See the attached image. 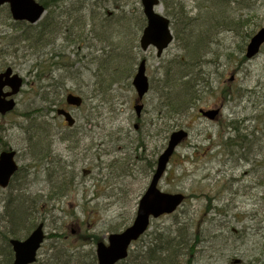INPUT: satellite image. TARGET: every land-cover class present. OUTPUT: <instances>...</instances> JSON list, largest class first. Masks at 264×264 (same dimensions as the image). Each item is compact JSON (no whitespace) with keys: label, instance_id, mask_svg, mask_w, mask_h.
<instances>
[{"label":"rangeland","instance_id":"obj_1","mask_svg":"<svg viewBox=\"0 0 264 264\" xmlns=\"http://www.w3.org/2000/svg\"><path fill=\"white\" fill-rule=\"evenodd\" d=\"M40 1L49 7L36 24L8 19L9 5L0 7V72L11 66L24 79L15 109L0 114V137L17 151L20 165L10 187H0V218L11 209L8 198H26L30 216L44 223L48 238L36 264L46 261L53 244V252L65 257H96L98 241L132 223L151 182L148 163L136 158L137 143L144 139V155L157 162L171 132L182 128L190 136L172 156L160 188L186 194L185 203L175 213L153 218L131 250L146 248L155 236L177 234L194 245L188 264H264V46L253 58L245 55L254 33L264 27V0H225L226 10L214 0H161L159 9L172 19L175 37L161 57L154 47L144 52L137 46L146 21L141 0H67L60 6L61 0ZM182 6L190 17L199 15L203 24L213 26L204 35L208 52L200 51L201 65L194 57L193 66L175 72L195 71L199 83L192 107L173 114L164 107L167 91L162 86L169 62L185 53L183 38L189 32L185 37L181 15H176ZM231 17L243 19L244 27L228 26ZM49 18L53 23L47 30L56 29L45 30L48 34L37 40ZM93 24L100 37L114 40L116 51L99 50L101 43L92 39ZM109 54L112 66L126 63L111 89L105 68ZM188 57L184 59L191 61ZM142 58L151 88L137 117L132 79ZM68 91L83 97L80 107L66 104ZM225 91L231 92L229 100ZM57 102L75 110L72 128L62 125L51 107ZM202 108H220V113L209 119L200 114ZM236 125L245 139L237 147L226 144L229 137L236 138ZM43 147L52 155L41 162L36 157ZM120 159L125 162L117 166ZM64 171L67 179L75 176L76 184L50 201L48 193ZM3 224L0 219V228Z\"/></svg>","mask_w":264,"mask_h":264},{"label":"water","instance_id":"obj_2","mask_svg":"<svg viewBox=\"0 0 264 264\" xmlns=\"http://www.w3.org/2000/svg\"><path fill=\"white\" fill-rule=\"evenodd\" d=\"M4 3L9 4L13 18L20 21L27 20L31 23H36L46 12L45 6L38 0H0V6ZM159 3L160 0H141L144 14L147 17V24L140 37V46L144 51L150 46H154L157 49L158 56H161L167 46L174 40V37L170 27V18L164 16L156 9ZM263 45L264 27L257 31L248 43L246 55L250 58L254 57ZM146 66L147 60H141L132 81L136 92L139 94V99H142L150 88ZM22 84L23 77L17 72L14 73L13 67L9 66L5 71L0 72V113L6 114L15 108L16 99L13 96L21 90ZM6 86L11 88V90H5ZM67 100L70 104L80 105L82 103V97L74 94H69ZM141 108L142 104H137L136 109L138 114H140ZM58 112L65 114L69 124L72 125L75 121L66 110L61 108ZM200 112L209 119H214L220 113V109H203ZM170 135L167 147L159 156L157 169L151 178V183L139 200L137 214L132 225L121 232L110 233L107 242L101 240L97 244L96 254L98 264H115L126 258L132 242L143 236V233L149 229L153 218L174 213L185 201L183 193L176 192L173 194L161 190L158 186L163 174L167 170L173 153L179 147V144L189 136L188 131L184 128L174 130ZM16 155L17 153L14 149L2 150L0 152V186L3 188L9 187L14 174L20 168L16 161ZM43 226V223H41L34 233L24 241L16 238L11 240V245L15 252L14 264H30L35 262L38 248L45 239Z\"/></svg>","mask_w":264,"mask_h":264},{"label":"trees","instance_id":"obj_3","mask_svg":"<svg viewBox=\"0 0 264 264\" xmlns=\"http://www.w3.org/2000/svg\"><path fill=\"white\" fill-rule=\"evenodd\" d=\"M61 1L63 3L58 2V3H60L59 6L66 3L67 0H61ZM214 1L217 3L218 6H221L222 8L224 7L223 9L226 10L225 5L227 3L225 0H214ZM43 3L45 4L46 8L49 7V4L45 3L44 1H43ZM57 4H55V5L57 6ZM184 9H185L184 6L180 7V9L177 11L176 15H181V17H178V18L180 20V26H181V29L183 31V34H185L184 36L186 37L187 33L189 32L188 33V39H187V37H186V39L183 38V41L187 40V43L185 46V53L182 56L180 55L179 58H177L178 60H171L169 62L170 67L173 64L175 66V68L173 69V67H172V69H171L169 67L166 69L165 76L163 78L164 79V85L162 86V89L167 91L166 92L167 98H166V102H164V107H165V109H167V111H169V113H173V114H181V112L188 110L189 108L192 107L193 102H191V100L195 99L194 95H195V92L197 91V86L199 83V82H197V77L195 79V71L188 72L185 70L184 73H179V75H176L175 72L176 73H177V71L179 72V70L183 69L184 66H187V68H190L191 66H193L194 62H195V60H193L194 57L196 59L199 57V66L201 65L202 58H200V56H199L200 51L202 50L201 54H203L204 52L205 53L208 52V47H207V49L205 47V43H207V41H205L204 35L206 33H208V29H210V27L213 26L211 24L210 25H207L206 23L203 24L204 21L202 19L200 20L199 15L196 17H190L189 15H187V12ZM7 12H8L7 13L8 16H9L8 19H13L11 12H9V9ZM183 16H185L186 18H184ZM214 16H216V15H214ZM82 17L83 16H81L79 19L75 18L74 20L79 21L80 19H82ZM125 17H126V15H125ZM143 17H144V15H143ZM71 18H72V15H69L67 20L70 21ZM144 19L146 20V17H144ZM195 19H196V21H195ZM52 20L53 19L49 18L46 20V22L41 24L42 25V33L38 34L39 36H38L37 40L43 39L45 37V35L48 34L47 31L48 32H54V30L56 29L55 26L53 29L47 30V29H49L48 26H50L53 23ZM91 20H93V22H94V19H91ZM183 20H184V24H183ZM143 22H144V20H143ZM243 22H244L243 19L235 20V19H232V17H231V19H229V18L227 19L226 24L230 27L238 29L239 27H241V28L244 27L242 25V24H244ZM145 23H146V21H145ZM175 24H177L176 20H174V25ZM85 25H87V24H85ZM186 25H188L190 27L187 28ZM140 27H142V29H143L144 24L143 25L141 24ZM184 27L186 28V31L183 30ZM31 28H33V26H31L30 29ZM96 28H97L96 24H93V27L91 29V33H92V39L96 38L97 41L100 42L102 45L99 50L104 51V52H107V50L116 51L117 50L116 48H118V47L116 46L114 40L110 41L109 37H107L105 35L100 37L98 30H96ZM45 30H47V31H45ZM59 30H60V27H59ZM192 33H194V36H193V38L190 39L189 35ZM180 34H181V31H180ZM123 36H125V34L122 35V37ZM30 37H33V36H28L27 39H30ZM176 37L179 38L178 33H176ZM84 38L91 41V38L89 35L85 36ZM83 39H82V41H83ZM136 39L138 40L137 46H139V37L137 36ZM210 40H211V38L209 37L208 42ZM78 42H81V40L79 39ZM108 42H110V43H108ZM48 43H50V41ZM189 55L191 57H188ZM52 56H55V54H53ZM186 57L192 58V60L190 61V59H184ZM115 58H117V56L113 57V59H115ZM106 60H107V62H110L106 65L107 67H105V68L107 69V72L109 73V76H108L109 86H108V88L111 89L113 87V85L115 84V82L118 81L117 75L119 76L120 74L123 73V72H121L122 70H119V69L124 68V65L126 63L123 65L121 64V66H119L118 64H114V66H112L111 65L112 55H110V57L107 56ZM183 60H186V62H184ZM60 67H64V65L59 64L58 68H60ZM111 68H114V69L110 70ZM37 76L39 77V79L43 78V76H41L40 74H38ZM228 92L231 93L230 91H228ZM228 92L225 91L226 94L224 96L227 100H229V98H228L229 93ZM54 105H56V107L61 106V102L54 103ZM51 107L56 108L53 105ZM40 129H39L40 131H42V132L44 131V130H42L43 127H40ZM234 130L236 132V138L233 139L232 137H229L228 142H226V144H228L230 146L235 145L237 147V146H240V144H242L240 142H242L245 139H244V135H242V133L239 131V128L237 127V125L234 127ZM0 142H2V146H0V150L8 148L7 142H3L2 136L0 137ZM36 147H37V145H36ZM135 148H136V158L138 157V159L146 161L148 163L147 168L150 169V173L153 172L155 170L154 167H155L156 161H153V160L150 161L149 158H147L144 155V151L148 148L147 142L144 139H140L139 142L137 143V145L135 146ZM85 149L88 150L89 147H87ZM37 152L39 154V158L36 157V159H39L41 162L52 155L51 149L48 150V148H46V147L40 148L39 151H37ZM40 155H41V157H40ZM124 162L125 161H122L120 159V160H118L116 165L120 166V164L122 165V164H124ZM57 176H58L57 177L58 179L56 178L55 184L56 185L58 184V186H56V188H54L53 190H50L48 193V198L50 201L55 200V198H58L60 196L65 195L64 193L69 191L70 188L72 186L74 187V185L76 184L74 182L75 176H72L69 179H67L68 173L65 171H64V173H61V176L63 177V179L59 178V175H57ZM54 177H56V176H54ZM54 177L51 179V181L54 179ZM18 198H20V199H18ZM18 198L13 197V196L8 198L6 207L9 208L11 206V209H8V212L7 213L5 212V214H3L4 218H2V217L0 218V219H2V221L5 220V224H3L0 228V264H14V262H13L14 251L12 250V247L10 246L9 238L12 237L13 235L21 234L23 232V230L29 231L35 222V218L30 216L31 213L25 204L26 198H23V197H18ZM40 205H41V203H40ZM40 205H38V206H40ZM27 219H30L31 221L29 222V220H27ZM118 230L119 229H114L113 231H118ZM60 237H62V236L60 235ZM189 239L190 238H187V237L186 238H178L177 234L173 238H170L168 236L164 237L162 235L155 236L151 241H148L149 244H147L146 248H144V249L133 248V250H130L127 258L123 259L122 261L118 262L117 264H121L122 262H125V261H126V263L130 262V264H182L183 260L186 261V264H188L193 259V256H194V254H193L194 245ZM136 249H141V251L140 250L138 251ZM62 254H63V252L59 253L56 256L53 255L51 257V264H58L57 259L61 260L60 264H69V262H70L69 259H68V261L63 263ZM82 255H84V254H82ZM82 255H80L78 257V259H79L78 264H96L97 258L95 256L91 257V258H83L84 256H82ZM41 264H45V263L42 262Z\"/></svg>","mask_w":264,"mask_h":264},{"label":"bare ground","instance_id":"obj_4","mask_svg":"<svg viewBox=\"0 0 264 264\" xmlns=\"http://www.w3.org/2000/svg\"><path fill=\"white\" fill-rule=\"evenodd\" d=\"M73 91H68L67 92V94L68 93H72ZM79 96V95H78ZM67 97V96H66ZM66 104L70 107V103L68 102V100L66 99ZM69 107H65L64 105H61V106H58V107H56V112H57V114L58 115H60V113L58 112L61 108L62 109H64V110H66V111H68V108ZM11 183V182H10ZM1 187V186H0ZM9 187H10V185H9ZM23 197V196H22ZM23 198H25V197H23ZM135 217H136V214H135ZM135 217L133 218V220L135 219ZM27 220H29V222L31 221L30 219H27ZM39 221V220H38ZM36 219H35V222H34V224H33V226L30 228V230L28 231V230H26V231H24L23 230V232L21 233V234H19V235H13L12 237H10L9 238V243H10V246L12 247V245H11V240H13L14 238H16V239H18V240H21V241H24V240H26L32 233H34V231L36 230V228L41 224V222H38ZM133 222V221H132ZM132 225V223L129 225V226H131ZM129 226H126L125 228H123V229H121V231L122 230H124V229H126L127 227H129ZM121 231H114V232H121ZM44 234H45V236H44V241L41 243V245H40V247L38 248V252H37V256H36V259H35V262H33V263H30V264H36V262H37V259L39 258V253L42 251V248L44 247V245H45V243H46V240L48 239L47 238V234H46V230H45V228H44ZM53 235H55V234H53ZM57 236H58V234H56ZM56 245H52V247H51V249H52V251L48 254V256H47V258H46V261L44 262L45 264H51V257L53 256V255H58L59 253H61V252H53V251H56ZM12 250H13V248H12ZM69 254V253H68ZM58 257V256H57ZM96 258H97V254H96ZM62 259H63V263H65L66 261H68V259L70 260V262H69V264H78V262H79V259H78V257L75 255V257H73L72 255H68L67 257H65V256H63V254H62ZM58 260V264H60V262H61V260L60 259H57ZM75 261H77V262H75ZM118 263V262H117ZM117 263H115V264H117ZM97 264H98V258H97Z\"/></svg>","mask_w":264,"mask_h":264},{"label":"flooded vegetation","instance_id":"obj_5","mask_svg":"<svg viewBox=\"0 0 264 264\" xmlns=\"http://www.w3.org/2000/svg\"><path fill=\"white\" fill-rule=\"evenodd\" d=\"M144 109V108H143ZM143 109H142V112H143ZM68 110H70L71 111V113L74 115V112H75V110L74 109H70V108H68ZM142 112H141V114H142ZM61 118H62V125H65V124H67V121H66V119L64 118V116H61ZM137 128H138V126L137 125H135ZM63 129V128H62ZM61 129V130H62ZM64 130V129H63ZM66 130V129H65ZM62 134V133H61ZM63 134H65L64 132H63ZM63 139H65V137H63Z\"/></svg>","mask_w":264,"mask_h":264}]
</instances>
